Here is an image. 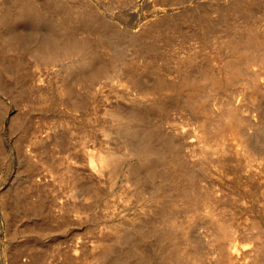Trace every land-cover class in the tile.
<instances>
[{"label":"bare ground","instance_id":"bare-ground-1","mask_svg":"<svg viewBox=\"0 0 264 264\" xmlns=\"http://www.w3.org/2000/svg\"><path fill=\"white\" fill-rule=\"evenodd\" d=\"M67 2L65 0H5L3 3L1 2L0 43L7 49L17 50L25 45L24 47L29 48V51L35 55L38 65L46 64L44 72L40 73V70H37L38 74H34V78L38 75V82L36 87H33L38 92L37 95L42 97L44 101L46 99L57 100L55 94H49L47 86H42L47 81V75H51L50 85L57 86L60 99L68 102L71 100L72 103H70L74 109H77L82 103V100L78 101L79 98L75 96L76 91L73 86L75 81V85L79 83L85 87L87 85L92 87L97 82L103 83L96 91L89 89V94L97 100L91 102L93 108L92 125L79 124L76 127L71 121L73 129L70 127L71 125L68 126L72 129L71 134L73 136L75 131L80 133L81 148H78L80 150L72 151L70 149L71 151L67 152L68 147L64 148L67 155L65 153V157L63 155L64 158H60L62 159L60 162L61 164L66 162L65 171H61L62 168H59L60 163L57 167L53 166L59 168V173L57 177L55 176L59 183L56 186L55 182V186L58 187L56 193L65 197L64 201L62 200L58 204L62 207H59L61 210L83 212L86 209H90V211L94 209L93 214L97 219H110L95 235L93 244L88 245L82 254L75 257L70 256V259L74 258L69 262L71 261L70 264H195L197 262L195 260L202 254L199 256V252L193 249L194 246L187 234L194 221L196 219L201 220L203 217V214L198 213L203 210L198 209H209L210 216L207 214L206 218H211L215 206L222 204L225 208L222 211L220 209L221 213H218L219 211L217 214L215 213L217 218L213 216L210 219L218 234L212 245H217L220 242L227 244V241L222 239L225 230L228 225L230 227L231 222L239 218L240 213L237 214L238 205L236 206L238 203H236L237 201L234 202L239 199L233 201L227 198L230 197L229 193L232 192V189L228 188L229 191L226 188L229 192H224L228 194L227 197L223 196L224 194L220 197L218 194V197L214 198L212 195L215 193H212L210 188L203 189L205 185L202 183L203 179L212 178L216 173L223 177L224 173L229 172L227 170L231 168V164L229 159L221 157L218 164L216 162L219 166V171H216L214 159L205 154L202 158L199 157L197 148L201 130L196 122L192 123L189 128H185L184 125L181 128L168 127L163 124L162 119L153 120L151 113L161 112L162 114L165 112L168 100L189 105L203 84H220L228 81L227 79L233 80V78L236 79L240 76L239 73L242 74V69L240 70L242 60L246 57L249 59L248 56H250L247 51H250V48L256 49L255 46L258 44L261 46L258 43L260 40L264 43L263 13L261 16L255 14L257 10L263 12L264 0L231 1L230 6L222 11L219 16L221 19L218 18V21L221 20L219 22L222 23L231 13L234 18H237L238 15L239 17L243 16L245 17L243 24L246 29L241 30V24L238 21L235 23L232 18L235 23L233 25L237 24V28L240 29L233 31L231 28V36L225 41L229 47L230 57L225 59L224 64L219 63V60L218 63L221 65L216 66L218 69L214 68L217 73L210 72L209 70L212 68L210 65L211 69H209L208 65L209 62L211 64L213 62L209 59L212 58L211 55L214 56L211 52V55H208L211 58L208 57L207 64H209L206 67L209 70L203 69V66H199L200 64L197 66L194 64L193 70L187 69L188 73L186 71L180 74V79L172 85V95L168 93V97L164 95L162 89L165 86L164 80L158 79L150 82L147 75V65L145 64L143 69H139L141 60L148 64L146 58L151 48L143 44L141 36L154 31L157 38L161 34L160 32L158 34L156 30L163 31L161 28L159 29L158 25V29L156 26L146 28L141 35L139 30L126 29L124 32L121 31L124 29L123 27L103 15L99 10L82 8L83 3H80L82 5L81 10H73L77 7L72 8ZM68 6H71L72 9ZM207 7L209 8L208 5ZM188 16L187 20H190L197 29H205L209 24L213 25V23H207V16L200 13L199 10L193 11V13L191 11ZM253 16L256 17V20L257 16L260 17L259 22L261 23L257 22L259 25ZM180 18L184 19V17ZM171 20L174 25L179 19L175 21V17L168 21ZM247 22H251V24L249 23L251 27ZM168 23L166 25H171L170 22ZM25 24H32L39 30L38 37L34 42L29 41L25 33L18 32V26ZM204 26L205 28H203ZM44 27L47 28L44 30ZM81 29L94 34L95 37L90 35L81 37ZM255 38L261 39L257 41ZM14 65L11 63L8 67L0 63V81H5V77L8 80L9 76L13 79V84L19 88L20 94L18 95H26L29 86L21 84V75H18L20 70L18 68L19 71L16 75ZM54 65L58 67L55 69L53 68ZM49 69L51 70L49 71ZM159 89L160 96L152 97L153 90L158 91ZM89 94L84 92L83 97L86 96L90 99ZM27 101L30 99L28 98ZM194 108L197 110L196 107ZM237 123L235 124L232 120L230 124L228 123V126L234 130L233 133L230 132L233 141L234 136L235 138L239 137L238 132L243 130L241 125L238 126L241 123L239 122L238 125ZM58 124L53 125L52 133H47L42 137L40 135L41 138H37L36 143L40 147L43 146L46 149L48 141L52 139L61 140L62 136H65L63 132H67L65 129L68 127L63 129L65 126ZM231 129L229 131H232ZM254 129L253 133L252 131L248 133V130H245L246 133L242 135L244 142H240L236 138L238 142L235 140L231 142L233 147L229 146L230 151L236 149V153L242 155L236 159L238 161L234 160L235 163L232 166L234 165L235 169L248 167L250 175L255 169L251 168L254 164L253 161L255 162L259 157V154H253L256 151L254 148L257 147L259 153L264 151V122L257 123ZM68 132L70 133V131ZM89 138H93L95 141L93 148L87 144ZM223 140H219L220 146ZM230 140L232 139L230 138ZM65 141L62 143L64 144ZM66 143L68 142L66 141ZM63 144L61 145L63 146ZM251 146L255 150L254 152L249 148ZM212 147L214 146L212 145ZM220 148L223 154L229 150L224 142ZM254 155L257 156L256 159ZM57 160L59 161V159ZM263 162L262 160L260 163L263 164ZM249 180L251 181V179ZM210 181V184L213 185L212 180ZM240 181L241 183H239L242 184L244 179ZM55 186L53 185V188ZM229 186L232 187V185ZM233 186L235 187V185ZM37 200L29 203L30 209H36L37 204H40V202L36 203ZM9 203L3 194L1 206H3V212L7 218L15 207L11 208L13 205L10 206L11 203L10 205ZM244 203L241 204L244 205ZM14 205H16L15 201ZM17 205L16 207L20 206V204ZM187 208L189 209L186 210ZM242 211H240L241 214ZM245 211L247 212V209ZM247 213L250 214L251 212L248 211ZM221 221L224 222L225 226L219 229L218 223ZM227 247L229 254L223 247L221 254L216 257L217 264H249L245 258L247 250L239 239L229 240ZM199 260L201 261V259Z\"/></svg>","mask_w":264,"mask_h":264},{"label":"rangeland","instance_id":"rangeland-1","mask_svg":"<svg viewBox=\"0 0 264 264\" xmlns=\"http://www.w3.org/2000/svg\"><path fill=\"white\" fill-rule=\"evenodd\" d=\"M0 1L3 3L5 0ZM65 1L67 2V0ZM78 1L79 0H68L67 3L71 5L72 8L77 7L73 10H81L82 8L95 11L99 10L103 15L107 16L120 27H123L124 29L121 31L126 32V29L139 30L141 35L144 33L142 31L146 28H153L156 26V29H158L157 25L159 29L161 28L163 30H156L158 34L159 32L161 34L157 38L154 31L141 36L143 44L151 48L146 58L148 64L141 60L139 62V69H143L144 65H147V75L150 82L158 79L164 80L165 86L162 89L164 95L167 97L168 93L172 95V85L180 79V74L186 72L187 69L190 71L193 70L195 68L193 67L194 64L196 66L200 64L199 66H203V69H214L216 66L219 67L221 65L219 63L224 64V62H226L227 57H230V51L225 41L231 36V28L233 31L239 28H237V24L235 26L233 24L238 21V23L241 24V30L246 29L243 24L245 21L243 20L245 19L243 16L239 17L238 15L237 18H239L237 20L231 13L225 18L231 23L225 19L222 23L219 22L221 20L218 21V18L221 19L219 16L222 11L230 6L232 0ZM2 3L0 4L1 7ZM80 3H83V6L80 5ZM207 5L209 6V8L207 7L208 9L206 8ZM71 6L68 7L71 8ZM197 10L207 16V23H213V25L209 24L207 28H205V26L203 27L205 29H197L190 20H187L189 18L188 14H190L191 11L193 13V11L196 12ZM205 10L207 11L206 13ZM260 11L261 10H257L255 14L257 13L258 16H261V13H263L264 22V6L263 12ZM76 12L79 13L78 11ZM74 14L76 15V13ZM76 16L79 15L77 14ZM258 16V21L255 16H253V19L255 18L254 20L256 23L258 22L260 24V17ZM175 17V21L179 19V22L177 21V23L173 25L174 22L168 20L174 19ZM180 17H184V19L182 20ZM168 22H170L171 25H166L169 24ZM73 23L75 22L73 21ZM247 23L248 25L249 23L251 24V22ZM258 23L257 25H259ZM248 25L247 28L251 27L250 25L248 27ZM210 26L212 27L208 28ZM46 28L47 27H44L43 29L45 30ZM19 31L25 33L29 41L32 42L37 39L39 34V30L32 26V24L18 26V32ZM80 31L81 37L85 35H90L93 38L95 37L94 34L84 31L83 29ZM228 34L229 36H227ZM255 39L259 41L261 38ZM260 41L258 43H260L261 46L256 42L258 44V46H255L256 49H251L249 47L250 51H247L248 55H250L248 56L249 59L247 57V59L243 58V62L241 63L243 68L240 67V70L242 69V74L239 73L240 78H233V80L230 78L231 80L227 79L228 81L215 85L205 83L195 93L189 105L168 100L165 112H162V114L161 112L151 113L153 120L159 121L162 119L163 124L168 127L181 128V126L184 125L185 128H189L192 123L196 122L201 130V137L197 148L199 157L202 158L207 155L214 159L216 171H219V166L217 164L218 161L221 160V157H225L227 160L229 159L231 164L230 167L234 168V171L230 170L231 168L227 170L229 172L224 173L223 177L218 176L216 173L212 178L208 177L207 179H203L204 181L202 180V183L205 185L203 189L210 188L209 190H212V193H217L216 195H212L214 198L216 196L218 197V194L220 197L223 194V196L227 197L228 194L224 192H228V188L230 190L232 189V192H230L231 194L228 192L231 198H227L233 201L237 198L239 199L234 201L238 203L236 204V206L238 205L237 214H243L245 218L243 215H239V218L231 222V228L228 225L222 237V239L227 241V244L220 242L217 245H212L218 234L216 233V227L211 223L210 219L213 216L217 218V212L219 211L218 213H221L220 209L222 211L225 208H223L224 206L222 204L215 206V211H211L213 212L211 218H206V216H210V212H208L209 209H198L204 211L198 212L199 214H203V217L201 220L196 219L194 221L187 234L194 248L193 246L191 247L196 249V252H199V256L202 254L197 260L194 259L198 262L195 264H217L216 257L221 254V249L223 247L226 249V253H228V242L233 238L239 239L242 244H244L247 250L245 258L248 260L249 264L264 263V162L263 164L260 163L262 160L264 161V151L262 153L260 151L259 153L255 145L253 146L257 148H254L256 151L252 146L249 147L253 152H256H252L253 154H259L258 158L254 155V158L257 159H254L255 162L253 161L254 164H252L251 168L255 169L250 175V170L247 169L248 167L245 169H239L237 167L236 169L238 171H235L236 169L232 164L238 161L236 159L242 155L241 153H236V149L232 150L234 152L229 149V146L233 147L231 142L237 141V139L240 142H244V136L242 135H244L247 130L248 133L251 131L253 133L257 123L264 122V43H262V40ZM24 46L20 47L18 50L7 49L0 43V63L8 67L11 63L15 64L16 75L20 70L18 75H21V84L29 86L26 95H18L20 94L19 88L15 86L16 84H13L12 78L8 76V80L5 77V81H0V264H70L71 261L69 262V260L78 256V254H82L88 248V245L93 244L95 235L107 224V221L110 220L106 218L97 219L93 214L95 211L94 209H92V211L86 209L83 212H67V210L64 209L61 210L59 208L61 206L58 204H60L65 197L57 195L56 192L58 187L56 186L59 185V183L55 179V176L57 177L59 173L58 169L60 167L62 168H60L61 171H65L66 162H64L65 164L62 163L64 166H61L62 164L60 162V160H62L60 158L65 157L66 150H64V148L66 149L68 147L67 152L81 148L80 133L75 131L74 136L71 134L73 129L72 122L76 127L79 124L92 125L93 108L91 107V102L97 100L95 98L93 99L92 95L89 94V89L90 91H96L103 83L100 84V82H97L94 86L92 85V87H88V85L85 87V85L79 83L75 85V81L73 83L76 91L75 96L79 98L78 101L82 100V103L77 109H74L71 105V100L70 103L60 99L57 86L53 84L50 85L51 75H47V81H43L44 84L42 86H47L49 94H55L57 100L52 101L46 99L44 101L42 97L37 95L38 92L34 89L38 82V75L34 78V74H38L37 70H40V73L44 72L46 64L38 65L35 55L29 51V48ZM211 52L215 57L211 55ZM208 55H211L213 59ZM208 59L214 64L209 62L210 64L208 63V65ZM221 60H223V62H221ZM207 65L208 68H206ZM57 67V65H54L53 68L56 69ZM50 70L51 69H49V71ZM211 70L209 71L217 73L216 69ZM186 73H188V71ZM84 92H87L91 98L88 99L86 96L84 98ZM159 92L160 89L158 91L153 90L151 94L152 97L160 96ZM28 98L30 101H27ZM193 106L196 107L197 110ZM231 120L232 122L234 121L235 124L240 122L241 124L238 125L237 123V125H241L240 127L243 129L240 131L241 134L238 132L239 137H236L237 139L234 136V141L233 136L231 137L230 134V132L233 133L234 130L228 126ZM57 123H59L58 125L63 124V127L65 126L63 129L70 125L72 129L68 127L65 129L67 132L61 131V133L63 132L65 135L62 136L63 138L61 140L52 139L48 141L49 143L46 145V149L48 150L43 146L40 147L36 143L37 138L40 137V135L42 137L47 133H52L53 125ZM230 129L232 131H229ZM68 131H70V133ZM61 133H59V135L63 134ZM65 137L68 138L66 139ZM230 138L232 140H230ZM63 139L68 143L65 141L63 144ZM210 140H212L211 143ZM219 140H223L229 149L228 151L226 150L225 154L220 150L223 142H221L220 146ZM58 141L59 143L57 144ZM94 142L93 138H89L87 144L90 148H93ZM61 144H63V146ZM67 144L71 146H67ZM210 144L214 147L211 148L212 145L210 146ZM79 150L80 149L77 151ZM63 155L64 157H62ZM57 159H59V161ZM58 164L60 165L59 168H54L55 166L57 167ZM239 179H244L242 184H240L241 181ZM249 179H251L252 182ZM210 180H212L213 185L210 184ZM225 184H227L226 186L228 187H226ZM53 185L55 186L54 188ZM229 185H232L233 188ZM233 185H235V187ZM3 194H5L7 202L11 203V205L10 203L9 205H13L11 208L20 204L19 207H16L18 209L14 207L15 210L13 209V212L11 210V215L8 218L3 212V206H1V196ZM240 195L245 203L242 202L241 197H239ZM35 200H37L36 203L40 202V204H37L36 209H30V204ZM14 201L16 205H14ZM241 203H244V205ZM242 207L244 210L241 209ZM188 209L189 208L186 210ZM246 209L247 212L249 211L251 213H247L245 211ZM239 210H243L242 214ZM242 218L245 219V221H243ZM220 223H218L219 229L225 226L223 221ZM70 256L74 257L70 259ZM199 259H201V261ZM66 261L68 263H65Z\"/></svg>","mask_w":264,"mask_h":264}]
</instances>
